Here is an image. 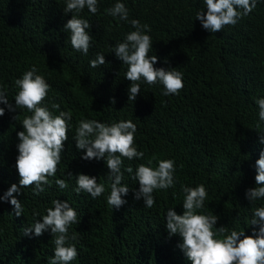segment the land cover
Here are the masks:
<instances>
[{
	"label": "trees",
	"instance_id": "1",
	"mask_svg": "<svg viewBox=\"0 0 264 264\" xmlns=\"http://www.w3.org/2000/svg\"><path fill=\"white\" fill-rule=\"evenodd\" d=\"M117 0H98V12L85 8L79 15L91 25L93 36L87 55L75 50L70 34L63 30L71 18L63 8L66 0H0V85H4L12 104L18 91L15 81L33 65L50 89L44 106L58 115L71 113L68 140L61 163L45 192L33 195V188L17 196L24 212L16 217L13 206L0 201V264H49L54 256V237L50 230L41 236L23 235V228L34 223L33 209L46 215L54 199L66 200L80 216L69 233L77 232L78 251L71 264H191L183 251L179 235L169 237L165 227L167 209L182 214L185 193L182 186L203 184L207 199L202 211L219 217L217 227L244 231L252 235L251 219L255 207L264 200L249 203L246 189L255 187V161L264 144V121L259 119L256 99L264 97V0L234 26L209 33L196 20L206 10L204 0H120L129 9V19L151 28L155 67H175L183 73L184 87L178 95H163V85L140 81L141 94L128 101L130 81L127 65L112 52L135 29L129 22L107 14ZM104 54L107 64L92 68L90 61ZM167 61V63H165ZM111 98L115 103H111ZM59 109H52V104ZM0 107L5 105L0 104ZM17 115V116H16ZM27 109L0 116V196L12 184L19 186L15 167ZM16 116V119L13 117ZM112 124L131 120L136 124V147L143 159L123 158L122 171L135 169L153 160L175 163V184L167 190H154L155 205L149 209L135 200L139 183L124 171L122 183L129 186L127 203L113 209L107 204L110 194L107 166L103 159L84 160V150L75 147V130L81 120ZM83 173L97 177L105 192L97 198L75 192V177ZM56 179H65L61 190ZM15 195V194H14Z\"/></svg>",
	"mask_w": 264,
	"mask_h": 264
},
{
	"label": "clouds",
	"instance_id": "2",
	"mask_svg": "<svg viewBox=\"0 0 264 264\" xmlns=\"http://www.w3.org/2000/svg\"><path fill=\"white\" fill-rule=\"evenodd\" d=\"M204 3L206 10L198 11L195 19L199 20L203 29L216 33L225 26L236 25L240 19L248 16L256 7L257 0H204ZM85 8L96 14L98 0H66L63 12H70L72 15L64 24L63 30L70 34L71 46L87 55L93 36L87 31L91 27L89 21L79 15ZM106 12L119 21L129 22L135 29L127 33L124 41L117 43L112 50L115 56L127 65L125 78L130 81L128 101H135L141 94V80L148 85L162 84L165 96L178 95L184 87L183 73L175 67L166 69L154 66L158 58L156 55H149L153 44L152 37L147 34L151 32L150 26L141 24L137 19L130 20L129 9L120 0L106 9ZM105 64L107 61L101 53L90 61L92 68ZM37 72L38 69L33 65L15 81L18 88L14 96L15 104L9 101L5 86L0 85V104L5 105L10 112L27 109L31 113L22 120L23 131L16 134L19 143L15 167L20 178L19 186L12 184L7 192L0 196V201H7L13 206L16 217L24 212V205L17 199L22 189L32 187L33 195L38 196L45 192V185H51L49 178L55 177L65 141L69 138L68 122L71 120V113L59 111L58 115H54L53 111L44 106L50 85ZM255 102L259 108V119L264 121V97L257 98ZM111 103H115L114 98H111ZM5 107H0V116L5 114ZM59 107L58 104H52V109ZM16 116L13 119H16ZM136 131V124L131 120L109 125L92 119L81 120L75 130V147L84 150L81 158L103 159L107 166L106 174L110 187L107 204L112 210H118L127 203L123 197L127 196L129 186L122 183L124 171L133 174L131 166L122 171V157L133 160L143 159L145 155L143 151L137 150ZM259 142L264 144V133H260ZM152 163L153 160L149 159L147 166L138 165L132 175L139 183L133 198L142 199L143 205L149 209L156 203L154 190H167L175 184V163L172 159L159 160L155 168L151 167ZM255 167L256 186L245 191L249 203L264 200V149L260 151ZM66 175L69 179L75 177L77 194L83 191L95 199L106 190L105 184L98 183L95 176L83 173L73 176L71 172ZM55 184L61 190L68 187L65 179H56ZM182 191L185 193L183 212L177 214L173 208L167 209L165 227L169 237L179 235L182 238V243L177 247L183 251L191 264H264V206L253 209L247 224L253 226L252 235H245L244 231L229 230L224 225L217 227L219 217L202 211L208 195L203 184L195 187L182 186ZM52 204L53 207L48 208L46 215L41 219H35L40 213L33 209L34 223L23 228V235L34 234L39 237L50 230L55 248L49 264H71L76 260L78 251L75 244L69 241H76L78 234H70L69 229L80 222V216L66 200L54 199Z\"/></svg>",
	"mask_w": 264,
	"mask_h": 264
}]
</instances>
